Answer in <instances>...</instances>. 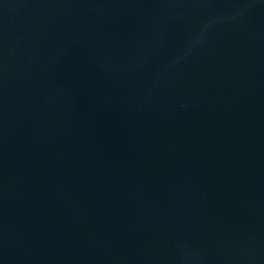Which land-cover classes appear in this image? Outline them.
<instances>
[{
    "label": "water",
    "instance_id": "obj_1",
    "mask_svg": "<svg viewBox=\"0 0 264 264\" xmlns=\"http://www.w3.org/2000/svg\"><path fill=\"white\" fill-rule=\"evenodd\" d=\"M0 264H264V0H0Z\"/></svg>",
    "mask_w": 264,
    "mask_h": 264
}]
</instances>
